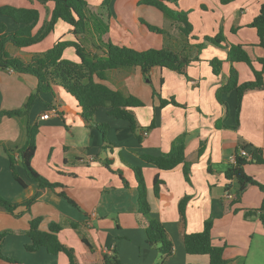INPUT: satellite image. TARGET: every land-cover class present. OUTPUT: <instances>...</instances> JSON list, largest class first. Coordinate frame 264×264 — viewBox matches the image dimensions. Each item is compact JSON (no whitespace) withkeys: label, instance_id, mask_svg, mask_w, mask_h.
Returning <instances> with one entry per match:
<instances>
[{"label":"crops","instance_id":"0c3cea01","mask_svg":"<svg viewBox=\"0 0 264 264\" xmlns=\"http://www.w3.org/2000/svg\"><path fill=\"white\" fill-rule=\"evenodd\" d=\"M142 1L109 0L110 41L118 42L120 39L125 46L130 38L131 47L171 49L185 52L192 59L182 71L155 66L149 71V80L137 66L105 71V84L144 103L133 108L138 126L136 134L140 139L130 131L126 122L113 118L107 113V108L100 107L94 113V121L108 125L106 138L110 143H105L99 129L83 120L75 98L60 85H53L54 96L49 93L41 95L28 117L1 118L0 195L14 202L32 197L35 200L28 208L20 206L17 209L20 215L0 209V234H3L0 252L11 259L0 257V264H68L64 253L50 254L44 248L36 251L25 249L30 242L27 235L29 221L35 217L41 218V230H47L51 223L62 224L58 237L74 249L78 264H105L104 254H115L118 264L161 261L163 257L158 248L145 242L143 220L137 211V181L130 165L141 166L150 214L162 223L173 244L172 254L164 257L166 264L209 262L206 254L185 251L183 235L200 231L204 220L210 216L213 219L212 243L223 246V257L229 264H264V228L257 214L248 213V210L260 206L263 193L257 185H249L240 199L231 203L237 184L231 181L229 189H226L229 180L224 176L225 167L232 162L236 151L241 150L239 144L242 141L260 148L264 158V84L260 89H250L243 94L237 125L234 93L220 96L225 103L219 102L216 96L231 67L237 71L238 83L254 78L246 63L227 60L231 44L242 45L253 67L262 70L264 82V67L257 61L264 58V46L259 43L255 27L250 25L259 13L262 0H229L227 3L220 0H177L176 4L165 1L170 8L187 12L192 26L188 36L181 32L179 22ZM91 2L95 6L101 3L100 0ZM6 6L38 9L39 20L32 29L35 33L44 21L49 20L53 2L0 0V10ZM151 17L155 24H168L156 38L141 22ZM0 22L10 31L20 27L1 11ZM219 31L224 36L219 45L205 42L203 47H196V44L204 42L205 36H214ZM71 34V27L59 19L42 40L24 47L8 42L5 51L10 56L29 61L34 54L48 50L56 40H66ZM79 38L87 50L100 54L91 45L89 36ZM74 39L73 35L71 40ZM71 49L74 51L73 47ZM63 55L77 60L71 52L65 55L64 50ZM213 58L222 60L221 71L217 75L210 64ZM36 86V77L31 74L0 69V108L21 107ZM158 96L173 98L177 104L159 107ZM46 112L49 113L48 118L41 119L40 115ZM27 122L39 124L32 167L61 187L41 188L27 178L16 149L25 141ZM179 135H184L185 163L171 169H160L141 158V154L156 155L169 151ZM10 157L17 174L26 182L24 187L14 178L9 166ZM107 159L110 160L109 167L104 165ZM244 170L264 183V162H248ZM118 171L127 181V186ZM156 177L161 180L157 195L153 191ZM60 190L66 197L59 194ZM225 192H230L233 197L226 199ZM186 195L189 199L182 216L179 201ZM70 221L78 222L79 226L71 227ZM81 235H85L92 244L93 252L82 242Z\"/></svg>","mask_w":264,"mask_h":264},{"label":"trees","instance_id":"16d2710c","mask_svg":"<svg viewBox=\"0 0 264 264\" xmlns=\"http://www.w3.org/2000/svg\"><path fill=\"white\" fill-rule=\"evenodd\" d=\"M40 3L48 1L53 2V8L50 18L32 33L39 20V11L36 8H22L6 6L1 8V13L9 17L20 27L16 30H8L3 22H0V69H12L22 74H31L36 77L37 86L35 90L27 97L24 104L19 108L1 109L0 120L2 117L27 116L30 114L34 103L41 99L43 94L54 96L53 85H60L67 93L72 95L81 108V117L86 124L96 126L103 136L105 143H110L106 138L108 125L94 121V113L100 107L107 108V113L115 119L127 123L132 133H137V122L134 116L133 108L143 106L144 103L131 94H124L118 90L110 88L104 83L106 79L105 71L112 68L123 66H137L140 68L143 76L149 80V71L151 68L158 66L172 70L182 71L186 63L192 58L185 52H178L171 49L150 48L142 51L113 44L109 39L108 25L110 20L109 0H102L98 6L89 4L88 0H37ZM165 1L177 3V0H143V3L157 7L168 18L180 23V30L186 36L192 30L191 23L188 20L187 12L170 8ZM221 3H227L229 0H220ZM62 20L71 27V33L74 40L58 39L46 51L34 54L29 61H23L18 57L10 56L5 51V45L11 42L17 47H24L42 40L50 31L53 30L55 23ZM255 27L259 37V43L264 46V0L260 4L259 13L250 23ZM149 30L163 33V29L148 25ZM79 36H89L91 45L100 51V54L90 52L85 48ZM224 40V36L219 31L214 36H205L204 42L196 44V47H203L205 42L219 45ZM73 47L77 60H71L64 57L66 47ZM182 49H184L182 47ZM195 58V57H194ZM227 60L233 62L246 63L253 72V79L238 83L237 71L231 67L226 82L221 85L216 96L219 102L225 103L220 99L222 94L234 93L236 97L235 104V122L239 121V112L243 94L250 89H260L263 87V72L256 70L252 65V60L247 51L240 44H231L227 50ZM257 61L264 67V58L260 57ZM212 71L219 74L221 71L222 60L213 58L210 60ZM159 107L168 103L177 104L173 98L164 99L158 96ZM39 124L37 122L25 125V141L17 149L20 162L23 166L27 178L36 182L41 188L61 187L59 183L50 182L47 178L39 174L31 165V158L36 149V134ZM140 139V135L136 134ZM239 147L247 151V155H241L239 150L234 154V159L224 169V176L229 183L226 189H229L230 182L234 181L237 188L234 193L232 202L240 199V195L249 185H257L263 193L260 206L248 210L250 214H257L264 228V183L258 182L254 177L247 174L244 165L254 161L257 163L264 162L262 150L258 147H251L245 141L240 142ZM185 141L184 135L176 137L169 149L164 153L156 155L141 154V158L148 164L154 165L160 169H171L180 163H185ZM10 168L15 180L19 185L24 187L26 182L16 171L13 158H9ZM110 160L107 159L104 165L109 167ZM136 181L138 193V213L143 220L145 228V242L151 246H156L163 259L154 264H166L164 257L173 252V244L168 238L166 230L162 223L151 216V207L147 199V188L145 186L141 166H132ZM184 173L187 178L188 168L184 165ZM118 174L122 177L121 172ZM124 185H128L125 178L122 177ZM161 180L154 179L153 191L157 195ZM59 194L65 196L60 190ZM189 196L186 195L179 201V212L184 215V207ZM35 197L29 198L22 202H14L0 195V209L7 212L20 215L17 212L20 206L26 208L31 205ZM40 217L32 218L29 221L27 235L30 242L25 245L28 251H36L44 248L50 254L64 253L68 258V264H78L76 254L72 247L62 243L58 237V232L62 229V224L51 223L47 230L39 228ZM68 224L77 228L78 222L70 221ZM212 216L206 218L200 231L184 233L183 244L185 251L189 254H206L209 257L207 264H229L223 257V246H216L212 243ZM3 234H0V238ZM81 240L90 252H93V246L85 235H81ZM0 257L11 260L0 252ZM105 264H118L119 259L113 255L103 256Z\"/></svg>","mask_w":264,"mask_h":264},{"label":"rangeland","instance_id":"374dc122","mask_svg":"<svg viewBox=\"0 0 264 264\" xmlns=\"http://www.w3.org/2000/svg\"><path fill=\"white\" fill-rule=\"evenodd\" d=\"M91 1H94V0H88V2H89V4H91V5H93V2H91ZM100 1H102V0H100ZM138 10H140V7L138 8ZM142 15V14H141ZM145 21V22H144ZM141 20V22H143V23H145V25H146V28H148V25H152V26H155V25H157V26H159L161 29H166L167 27H168V24L167 23H163V22H160V24H155V22H154V20L152 19V17L151 18H146V20ZM166 24H167V26H166ZM175 24H177V23H175ZM14 25H16V24H14ZM152 35H153V38H156V36H161V33L160 32H157V31H151L150 32ZM53 37H54V35H53ZM73 38V35L71 34V36H70V38L69 37H66L65 39L66 40H71ZM129 40H130V38H129ZM129 40H127V44L125 45L126 47H130V48H133V49H136V50H138V51H142L141 50V48L140 49H137V48H134V47H131L129 44H130V42H128ZM86 42V46H88V43H89V41L87 40V41H85ZM112 43L113 44H115V43H118L117 45H119V46H123L124 44H122V42H121V40L119 39L118 40V42H116V41H112ZM135 46H136V44H135ZM151 47H149V48H147V49H150ZM155 49H160V48H155ZM71 52V54H73V55H75L74 54V51H72V49H71V47H66L65 48V55H67V54H69ZM148 82V81H147ZM102 109V108H101ZM100 123V122H99ZM101 123H103V122H101ZM231 197H233L232 196V194H231ZM230 197V198H231ZM227 199V198H226Z\"/></svg>","mask_w":264,"mask_h":264},{"label":"built area","instance_id":"2783aa9c","mask_svg":"<svg viewBox=\"0 0 264 264\" xmlns=\"http://www.w3.org/2000/svg\"><path fill=\"white\" fill-rule=\"evenodd\" d=\"M48 116H49V113L46 112V113L41 114V115H40V118H41V119H46V118H48ZM144 134H146V132H144ZM240 154H241V155H247V151L244 150V149H241V150H240ZM233 159H234V157L232 158V161H233ZM224 197H225V198H230V197H231V193H230V192H225Z\"/></svg>","mask_w":264,"mask_h":264}]
</instances>
